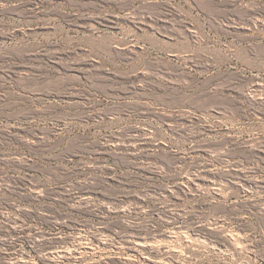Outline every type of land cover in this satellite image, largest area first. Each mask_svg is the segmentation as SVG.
<instances>
[{
  "label": "rangeland",
  "instance_id": "rangeland-1",
  "mask_svg": "<svg viewBox=\"0 0 264 264\" xmlns=\"http://www.w3.org/2000/svg\"><path fill=\"white\" fill-rule=\"evenodd\" d=\"M248 37L264 0H0V264H264Z\"/></svg>",
  "mask_w": 264,
  "mask_h": 264
},
{
  "label": "bare ground",
  "instance_id": "bare-ground-1",
  "mask_svg": "<svg viewBox=\"0 0 264 264\" xmlns=\"http://www.w3.org/2000/svg\"><path fill=\"white\" fill-rule=\"evenodd\" d=\"M248 41H250V45L247 47V54L249 55L247 59H243V62L247 64V67L251 70L258 68L260 71H264V48L260 46V44L254 42L249 37L247 38ZM228 48L235 50V52H238V49L236 45L232 42L229 43ZM236 48V49H234ZM175 53H173L174 55ZM177 56V54H176ZM227 62V59H221L220 61L215 64L216 67L221 68L224 66H227V68H230L232 64H225ZM252 91V92H251ZM258 91L257 86H252V89H250V93H256Z\"/></svg>",
  "mask_w": 264,
  "mask_h": 264
}]
</instances>
